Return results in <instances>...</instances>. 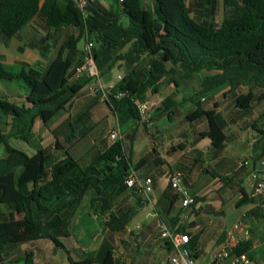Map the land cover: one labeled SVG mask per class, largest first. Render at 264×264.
Masks as SVG:
<instances>
[{
    "label": "trees",
    "instance_id": "trees-1",
    "mask_svg": "<svg viewBox=\"0 0 264 264\" xmlns=\"http://www.w3.org/2000/svg\"><path fill=\"white\" fill-rule=\"evenodd\" d=\"M221 2L225 15L219 20ZM33 22L44 32L62 30L67 37L43 70L26 63L10 66L0 61V80L23 81L27 90L26 96L18 91L17 97H9L10 93L0 88V125L6 127V131H0V143L4 145V155L0 156V264H37L35 258L40 257L41 247L50 242L66 252L70 264H120L115 258L117 249L126 244L127 228L146 203L126 186L130 171L137 172L132 161L137 128L80 159L72 156L57 134L56 149L65 153L62 159L49 148H39L29 156L9 141L31 143L37 120L47 127L87 94L94 79L84 75L72 82L71 77L84 62L78 44L88 36L94 43L101 77L115 71L123 73L122 79L113 84L114 92L125 96L115 98L110 94L104 101L117 114L119 125L136 121L145 130L151 126L155 105L150 109L152 123H145L138 104L146 102L149 93L157 94L168 76L189 79L203 71L209 73L202 78L200 90L186 99L194 102V108L185 119L194 126L207 123V130L199 138H209L214 155L221 153L229 141L226 130L231 123L219 111L222 103H213V97L206 102L203 99L228 86L222 98L233 104L237 118L264 103V0H87L84 9L76 0H0V43L8 46L14 38L20 39L22 30ZM52 36L48 34L30 47L45 52ZM97 92L100 95L101 91ZM158 111L172 114L173 110ZM252 128L260 134L253 145L256 171L264 162V112ZM73 138L78 139L72 130L67 140ZM125 138L131 143L130 154ZM170 189L172 205L181 196L171 185ZM127 191L137 197L135 205L120 201ZM89 196L87 214L105 218L109 234L101 248L106 250L103 257L86 253V258L74 260L61 239L69 236V226ZM199 202L196 196L189 210L194 211ZM250 202L244 193L237 208ZM161 207L159 203L155 206L156 210H169L168 206ZM255 213L264 219V209L257 206L251 216ZM184 227L180 228L183 233ZM190 238V252L196 259L197 237ZM253 243L251 238L244 240L236 254H247L254 260L257 252ZM24 245L30 249L23 250ZM49 255L46 250L41 256Z\"/></svg>",
    "mask_w": 264,
    "mask_h": 264
},
{
    "label": "crops",
    "instance_id": "crops-1",
    "mask_svg": "<svg viewBox=\"0 0 264 264\" xmlns=\"http://www.w3.org/2000/svg\"><path fill=\"white\" fill-rule=\"evenodd\" d=\"M29 26L30 27L27 26L28 28L26 31L27 39L30 37L28 34L32 30L31 27L33 25L31 24ZM62 33V30L51 31L50 33L44 32L45 36L48 34L59 35ZM14 40L19 39L14 38L8 46H5L3 41L0 43V61L7 65L17 66L22 63H26L35 69H45L51 59L55 56L54 52L52 58L49 57L50 52L53 53L51 45L48 50H45V52L37 46L30 47V44L27 42H22L20 46L12 48L11 45ZM37 43L38 42L33 43V45ZM117 76L118 74L116 77ZM116 77L114 75L112 82H114ZM181 79L187 80V78L178 76L171 77L169 79L165 78L162 83L164 86L165 80H167V87L163 88L162 86L161 90L157 94L149 93L147 95V98L155 105V111L153 113L155 116L154 123L158 121L161 124L165 123L162 131H167L173 135L176 138L175 140L179 142L177 146L186 153L188 151L189 154L193 156V159L200 158L202 154L203 156H206L207 154H214V148L211 140L209 138H199V134L207 130V128H205L207 123L194 126L185 119L186 114L194 108V102L186 99L190 98L192 94L200 90L202 79L199 80L195 76L194 80H192V87L184 92L179 90L183 83ZM176 82L179 86H176ZM0 88L5 90L7 94L10 93L9 97H17L18 91L21 95H27V90L24 89L20 83L15 84L14 86H8L0 83ZM228 90V86L218 88L211 92L206 99H203V102H206L213 97V103H222L220 104L219 111L225 113V116H227L229 122L231 123L226 130L227 135L229 136V141L221 153L214 155L213 162L211 164H204L199 170H197L196 178L190 179L187 175L185 177L186 183L193 190L194 195L199 198L200 202L195 207L194 211L192 209L187 210L185 212L186 215H183V217H186L184 224L185 227L183 229L184 232L191 237H197L194 253L197 255L196 260L201 264H211L216 260L217 255L226 240L227 232L238 221H243L247 226H249L251 231L250 238L254 241L253 249L258 253L257 257L261 255L260 250L264 247V219L261 218L259 213H255L251 216V212L257 206L262 208L260 206L261 198L254 194L255 183L253 179V175L255 174V170H253V145L260 139V134L253 130L252 125L264 112V103L260 104L256 109L244 113L243 116L237 118L234 116L233 104L227 103L226 100L222 98L224 93ZM185 95H189V97H184ZM90 97V93H87L76 99L75 103L68 109V111H63L65 113H63L64 116H61L56 121L57 123L52 127V129L44 126L40 120L35 122L33 136L31 143H29V145L35 150V153L39 148H49L52 152L57 154L60 159L64 158V150L58 151L56 149L57 139L55 134L60 137L64 147L69 149V152L76 159L86 157L87 154H91L92 150H102L106 145L113 143L109 137V134L114 128L113 126H111L108 135L99 142L89 141L88 143H83V141L78 142V139L74 138L69 141L67 140L69 135L72 134L71 126L73 124V108L78 102H82L83 100L85 101ZM14 99L17 100V98H13V100ZM158 108H165L166 111L175 109L176 113L173 111L172 114H170V112L169 114L166 112L162 113L158 111ZM154 127L158 137H161L163 132H161L157 123ZM148 128L146 131H148ZM46 129H48V131H46ZM160 141L161 142L159 143L158 140V148L161 151L159 152V149L155 148L153 150L154 154L151 155L153 168L156 173H159L158 180H156L150 172L142 171V169L147 167V164L144 163L142 165H136L139 164L137 160L136 163H134V149L132 151L133 166L137 168L139 176L142 178H151L153 180L154 192L151 200L143 203L144 206L142 209L145 210L152 208L156 211L155 206L156 204L158 205V203L163 208L168 206L171 201L166 196V191L170 189L169 176L181 167L185 168L183 165L185 161L182 157V153L179 155L176 146H171L166 143L164 137H161ZM163 154L168 155L169 157L165 158L163 157ZM262 163L259 164L258 170L262 168ZM189 164L192 165L193 162H189ZM246 185L250 188V192L247 190ZM244 193L250 197L252 202L242 206L238 211L234 210L237 208V203L242 199ZM180 200L181 199L179 198L176 202H179ZM120 201H122L124 205H135L137 203V197L134 196L131 191H127L120 198ZM176 202L172 204L173 207L176 205ZM179 210L182 211L183 207L180 206ZM179 210L177 212H179ZM171 211L172 212H169V215L167 216L168 220L166 223L157 220L155 223L153 222L148 225H143L142 223L137 224L135 227H131L129 225L127 228L128 233L126 237H124V242L126 244L121 246L125 247L126 250L120 251L121 247L118 248L117 255L115 257L120 264H130L131 262L132 264H158L156 257H139L138 254L134 255L133 252L130 254L128 249L134 242H136L138 246H142L144 250H146L149 254L151 253L152 256L156 255L159 249L169 251L170 255L166 264H170V258L173 255V250H171L164 240L160 239L159 234L161 224L171 229H175L181 222L182 219H180L177 212L173 213L174 209ZM225 214H233L234 217H236L235 222L231 227L227 228L222 226L220 217ZM156 215L158 214H154L153 217ZM76 218L77 217L75 216L69 226V236L62 238L61 241L69 250L72 258L74 260H79L86 258L87 252H82L81 255L84 257H75L71 252V250H77V243L74 241L71 243L70 240L74 238V235L76 236L78 225L80 226L83 223L82 221H80L79 224L76 223ZM95 218L96 222L104 225L105 228V218ZM108 234L109 233L106 229H104L102 239H105ZM66 240L67 242H70L69 246L66 244ZM24 246L29 247V245ZM24 246H22L23 250ZM45 246L46 249L51 252V256L36 257L35 262L37 264H70L67 254L66 256H63L61 253V250L63 249H55L52 243H46ZM129 255H132V257ZM257 257L255 256L253 260L254 264H260L257 261ZM261 264H264V260Z\"/></svg>",
    "mask_w": 264,
    "mask_h": 264
},
{
    "label": "rangeland",
    "instance_id": "rangeland-1",
    "mask_svg": "<svg viewBox=\"0 0 264 264\" xmlns=\"http://www.w3.org/2000/svg\"><path fill=\"white\" fill-rule=\"evenodd\" d=\"M225 15V8L223 6V3L221 2V4L219 5V14H218V18L219 20H221L223 18V16ZM35 23V22H33ZM33 26L32 28V32H29V36L28 39L26 38V31L27 28L30 27H25L22 32H21V38L19 40H14L13 44L11 45L12 48H16L18 46H20L23 43H28V44H32V43H36L39 42L44 36V29H42L41 26H38V24H32ZM30 29V28H29ZM74 33L77 34L78 31L74 30ZM25 35V37H24ZM33 36V37H32ZM32 37V38H31ZM67 37V34L62 33L59 35H54L51 37V39L47 40V43L49 45H51L53 53L50 52L49 57L52 58L54 52H56L59 44H61ZM31 38V39H30ZM86 44V40L81 41L78 44L79 49H83L84 46ZM41 69V68H40ZM43 69V68H42ZM41 69V70H42ZM206 74H209L205 71H203L201 74H196V77L200 80L202 79L204 76H206ZM114 75L116 77L117 72H114ZM119 75L123 76V73H119ZM171 77H176L173 75H170L167 77V79L171 78ZM178 77H181V75H178ZM194 78H189L187 80L185 79H181L182 83V87H180V91H185L187 89H189L190 87H192ZM117 79H114V84H116ZM167 80H165V84L163 86L167 87L168 83H166ZM0 83H3L5 85H15L20 83V85H22L24 87V89H26V84L23 81H15V82H9L7 80H0ZM16 87V86H15ZM87 93H90L91 97L88 98L87 100H83L82 102H78L75 107L73 108V131L75 132V137H77L81 142L83 141V143H88L89 141H96L99 142L101 140H103V138L105 136L108 135L109 130L111 128V126H113V129H119L122 133V135H126L127 131H131L132 129H136V140L134 143V154H133V160L134 163H136V160L138 161L139 164L136 165H142V164H147V167H145L144 169H142L143 172H150L152 174V176L158 180L159 179V173H156L155 169L153 168V164H152V154H154L153 150L159 149L158 147V140L159 143L160 138L164 137L165 138V142L168 143L169 145H175L176 148L178 149L177 152L182 153V157L184 158V163L183 165L184 167H181L178 170H181L185 177L186 175L188 177L191 178H196L197 176V170H199L201 168V166H203L204 164H211L213 162V158H214V154H207L206 156H202L199 160L198 159H193V156L189 154V152L187 151L184 152L181 148H179L177 145L179 144V142H177L175 139V137L173 135H171L169 132L167 131H162L164 124H161L159 121L156 122L158 127L160 128L162 133L161 137H158L156 131H155V125L156 123H152L155 120H153L151 123L152 125L149 126L148 131H146L144 129V127L138 122L136 121H129L127 123H121V125H119V120H118V116L116 113H114L107 105L106 103H104L105 98L103 96V94L100 93V95H97V88H96V82L95 80L92 81V83L90 85H88L87 87ZM89 91V92H88ZM184 97H189V95H185ZM148 103H150L151 107L154 106V104L147 99ZM155 107V106H154ZM174 111V110H173ZM64 112L62 111L61 114H59L58 116H56L50 123H48L47 128L52 129L53 126H55V124L57 123L56 121L62 116H64L63 114ZM153 119H154V115H153ZM190 123V122H189ZM194 127V126H193ZM195 128V127H194ZM205 128H208V126H205ZM0 131L4 132L6 131V127L4 124L0 125ZM46 131H48V129H46ZM47 133V132H46ZM49 134V133H48ZM86 134V135H85ZM51 135V134H50ZM110 135V134H109ZM86 136V137H85ZM81 138V139H80ZM10 145L13 146L14 148L21 150L23 152H25L27 155L32 156L35 154V150L29 145L28 142L20 140V139H11L10 141ZM124 143H125V148L127 150V153L130 154L131 151V143L129 142V140L127 138L124 139ZM161 150L159 149V152ZM4 155V145L0 143V156ZM163 157L168 158V155H164ZM189 162H193L192 165L189 164ZM175 172V171H174ZM188 186V184H186ZM189 187V186H188ZM247 190L250 192V188L246 185ZM189 189L191 190V192L193 193V190L189 187ZM194 194V193H193ZM166 196L167 198H169L171 200V197L173 196V191L171 189H168L166 191ZM217 196V195H216ZM219 196V195H218ZM128 206V205H126ZM182 206V201L180 200L179 202H176V205H171L168 204V211L166 210H154L152 208L150 209H139V212L134 216L133 220L130 223L131 227H135L137 224L142 223L143 225H148V224H152L153 222L155 223L157 220L159 221H163L166 223V221L168 220L167 216L169 215V212H172L171 210L174 209L173 213H176L179 210V207ZM90 208V196L84 201L83 205L81 206V208L79 209L78 212V216L76 218V223H80V221H82L83 223L78 227H77V233L76 236L74 235V238L70 240L71 243L76 242L77 243V250L73 251L71 250L72 254L75 257H80L82 252H87V253H92L95 257H103L104 255V250H106L105 248L102 249L101 248V244L103 243V235H104V225H101L99 223L96 222V218L94 217V215L89 216L87 213L89 211ZM173 208V209H171ZM189 209H184L182 211L179 210V212H177L178 216L180 217V219L183 218V215H186V211ZM234 210L238 211L239 208H235ZM154 214H158L156 216L153 217ZM83 218V219H81ZM236 217H234V215L232 214H225L223 216L220 217L221 223L223 227H231L234 222H235ZM169 228V227H168ZM171 229V228H169ZM173 230V229H171ZM112 235V234H111ZM118 237V236H117ZM69 241L67 242L66 240V244L69 246ZM109 242L111 244L112 240H109ZM51 243V242H50ZM54 247V244H52ZM119 245V243H118ZM36 248V247H35ZM25 250L30 249L28 246H24ZM37 250H39L38 248H36ZM42 253L39 255L40 257H42L41 255L45 256V252L46 250V246L41 247ZM126 250L125 247H121L120 251H124ZM118 251V249H117ZM128 251H130V254H132V252L134 253V255H137L139 257H156L157 258V263L158 264H166L170 252L166 251L165 249H159L156 253V255L152 256V254L147 253L146 250H144V248L142 246H138V244L136 242L132 243L131 247L128 249ZM61 253L63 256H66V253L64 252V250H61ZM258 254V253H257ZM260 256L257 257V261L258 263L261 264V262H263L264 260V247H262V249L260 250ZM130 257H132V255H129ZM132 264V262L130 263Z\"/></svg>",
    "mask_w": 264,
    "mask_h": 264
},
{
    "label": "built area",
    "instance_id": "built-area-1",
    "mask_svg": "<svg viewBox=\"0 0 264 264\" xmlns=\"http://www.w3.org/2000/svg\"><path fill=\"white\" fill-rule=\"evenodd\" d=\"M79 7L84 9L87 5V0H76ZM122 2L124 0H121ZM94 43L86 37V44L83 48L84 62L76 68L71 81L74 82L84 75L93 78L96 82L97 90H100L106 99L108 95H113L115 98L125 96L123 92H114V84L110 82L105 84L100 72L96 66L94 58ZM122 76L118 75L117 80H121ZM138 109L141 114L142 121L145 123L151 122V105L148 102L138 104ZM121 138L120 130L113 129L110 133V140L114 143ZM255 187L254 194L261 198L260 206L264 209V162L262 168L256 170L253 175ZM169 183L175 189L182 200V207L189 209L196 203V196L191 192L184 181V175L180 171H176L169 176ZM126 186L136 194L144 197L146 201L151 200L154 192L153 180L151 178L140 177L135 170H131L126 179ZM186 217H183L178 226L171 230L165 225H160V239L164 240L173 249V255L170 258L171 264H201L193 258L189 244L191 238L187 233L180 231V228L185 224ZM251 231L243 221H238L227 232L226 240L224 241L216 260L211 264H254L247 254H236V249L241 242L250 238Z\"/></svg>",
    "mask_w": 264,
    "mask_h": 264
},
{
    "label": "water",
    "instance_id": "water-1",
    "mask_svg": "<svg viewBox=\"0 0 264 264\" xmlns=\"http://www.w3.org/2000/svg\"><path fill=\"white\" fill-rule=\"evenodd\" d=\"M113 78H114V74L108 73L103 77V81L105 84H109L110 82H112Z\"/></svg>",
    "mask_w": 264,
    "mask_h": 264
}]
</instances>
